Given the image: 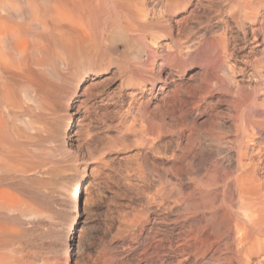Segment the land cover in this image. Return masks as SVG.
I'll return each mask as SVG.
<instances>
[{"label":"bare ground","instance_id":"1","mask_svg":"<svg viewBox=\"0 0 264 264\" xmlns=\"http://www.w3.org/2000/svg\"><path fill=\"white\" fill-rule=\"evenodd\" d=\"M156 1L158 6L150 9V0H0V264H73L69 236L79 218L80 188L90 175L92 181L87 184L85 201L88 207L93 201L90 188L98 180V174L110 177L102 171V165L82 167L79 161L83 156L70 151L74 146L70 139L75 137L81 150L90 146L92 140L87 114L79 113L87 108L88 100H82L84 96L93 97L92 87L96 84L92 83L83 93L79 88L110 64L116 65L118 73L129 81L144 78L157 65L162 32L171 38L164 51L166 60L177 65L183 63L188 53L183 51L184 38L178 32L183 31L184 25L178 23L179 35L175 33L177 27L171 16L175 1L165 0L166 4L163 0ZM225 2L210 0V10L217 8L219 23L207 27L200 39L195 38L198 47L194 48V43L192 48L199 54L202 49L206 52V60L197 54L204 63L202 81L227 88L232 95L236 93L234 103L244 106L248 89L245 91L235 77L236 63L250 55L238 47V34L233 32V26L238 25L244 39L253 37L259 43L264 42V0H228L226 7ZM119 42H124V47ZM127 50L134 51L136 62H131ZM254 63L264 76V50ZM261 86L264 84H257L251 93L264 92ZM163 90L159 88L155 97L159 112L170 103L168 93ZM180 93L175 86L171 93L172 107L177 106ZM260 99L254 118H264V95ZM73 102L79 104L71 106ZM146 104L139 110L140 120L139 113L134 112L132 120L120 129L121 135L111 141L115 150L119 144L129 143L124 148H140L145 159L159 155L156 152L159 149L153 147L160 139V128L154 122V112H149V103ZM241 115L233 118L234 140L224 142L220 135L217 141L213 140L219 146L224 145L219 150L226 152L232 164L223 166L215 160L213 164L214 153L208 152L211 164L206 182L205 176L200 182L210 190H202L205 185L195 189L187 203L192 209L209 212L192 223L195 229L192 225L187 229L185 225L179 227L175 239L166 237L168 234L159 238L161 230L150 228L143 241L144 258L155 254L156 263L169 264L168 254L162 253L168 249L180 262L192 257L194 264L198 261L212 264L214 260L252 264L255 258L264 255V157L253 149L256 139L264 138V123L257 126L253 115L245 114L246 118ZM68 125L71 127L67 130ZM192 125L196 127V120ZM204 125L210 126V133L215 136L217 124L213 115H208ZM201 144L196 141L188 146L196 153L197 147L205 145ZM194 168V162L185 167L173 163L174 178L186 177L191 183V175L196 174ZM163 172L165 175L167 171ZM163 179L169 182L166 175ZM121 181L131 187L126 178ZM132 188L141 191L139 186ZM139 191L138 194L143 192ZM152 199L151 195L149 200ZM238 206L240 209L235 212L233 208ZM139 219L129 220L131 224L125 219L128 225L125 222L124 227L136 228ZM156 220L153 219L154 224ZM225 252H231V258H226Z\"/></svg>","mask_w":264,"mask_h":264},{"label":"rangeland","instance_id":"2","mask_svg":"<svg viewBox=\"0 0 264 264\" xmlns=\"http://www.w3.org/2000/svg\"><path fill=\"white\" fill-rule=\"evenodd\" d=\"M166 1L163 0L164 4H166ZM174 1L175 4L171 10V16L173 24L177 27L175 33L179 35L178 32H181L180 37H182V39L184 38L182 43L184 42L183 47H185L183 51H185L184 53H188L183 59L184 61L182 64L177 65L175 63H169L168 59L166 60L164 51H167V46L171 43V38H169L166 32H162L158 42L160 54L157 58V65H155L153 71L144 78L139 80L136 77L129 81L126 77L118 73L116 65L110 64L101 70L99 76L95 79L91 78L88 82H84L79 88V92L83 93V90L88 88L92 83L94 85L96 84L92 87L93 97L88 99L84 96L82 100H88L87 108L79 113V115L82 116L87 114V125L89 126L93 141L91 140L92 143L90 142V146L87 145L88 148L84 147L81 150V146L76 143L74 137L69 140L71 143L73 142L72 145H74L70 151L71 153L79 152V156H83H80L81 158L79 161L82 167L87 165L90 167L102 165V171L110 177L106 178L101 172L98 174V180L93 182L90 188L93 193V201L88 207L85 201L87 197V187L92 181L90 175L85 177L80 188L79 218L73 232L69 236V256L73 264H105L103 261H107L106 264H158L156 263L155 254L154 256H152V254L149 255L147 258L143 256V241L145 237L152 229L153 231L160 229L159 238L168 234L166 237L175 239V233L180 229L179 227L185 225L187 229L192 223L195 224L194 222L200 220L202 213L209 212H204V210L197 208L192 209L189 205L187 206L195 189H201L205 185L202 190H210L207 184L200 182L204 179V176L206 182L207 170L209 169V164H211L208 152L214 153L211 155L214 157L212 160L214 162L213 164L219 161L223 166H230L232 164V162H229V158H226V152L219 150V148H223L224 145H221L222 147L218 145V142H216L218 136L220 135L219 138H222L224 142L230 139L234 140L236 136L234 133L236 132H234L235 127L233 121L235 119L233 118H236L235 115H241V113L242 118L246 115L247 117L253 115L254 118L255 115L253 113L257 112L258 106L260 105L259 102H261L260 98L264 95V92H258V94L251 93L253 92L251 90H253L257 84H264V76H261L260 71L255 69L254 63L264 50V42L259 43L258 39H254L253 37L250 38V40L244 39L243 32L239 29L238 25L233 26V32L238 34V39L236 38L238 47L242 48L244 52L250 55L244 59H239L236 63V69L238 71H236L235 77L237 81L243 85L245 91L248 89V92H245L246 95L244 93V106L243 104L236 105L234 103L236 100L234 98H237L236 93L233 92L232 95L227 88H220L215 83L213 86H209L202 81L203 76L201 71L203 70L202 65L204 63L199 59L197 54L202 56L201 58L203 60H206V52L205 49H202L199 54V52L192 48L195 44L196 46L194 48L198 47V40H194H196L195 38L200 39L201 36L205 34L207 27L211 25L216 27L218 25L220 19H216L218 17V12L215 11L217 8L210 10V0ZM227 2L224 4L225 7L228 5ZM219 3L220 2H217V4ZM158 4L159 1L154 2V0H150V9H152L154 5L158 6ZM224 5H222L223 8ZM225 16L228 17L230 14L227 12ZM178 23L184 25V32L177 30L179 29ZM119 44L123 47L125 45L124 42H119ZM190 46L191 48H189ZM189 50L191 54H189ZM127 53L131 54L128 56L131 62L137 61L135 60L136 56L134 51L127 50ZM161 63L164 65L160 68ZM262 73H264V69H262ZM175 86H178L181 93L177 96V98H179V101L176 103L177 106L172 107L171 105L173 104L171 99L173 95L171 93L175 90ZM159 88L164 89V94L168 93L167 98L170 102L167 108L161 112L157 111L159 106H157V99H155ZM261 88L264 89V86H261ZM246 102L249 103L246 104ZM146 103H149V112H154L152 114L153 118H155L154 122L160 128V139L156 141L153 147L159 149V151L156 150L159 155H150L151 157L148 156L145 159L140 148H124L123 145L129 143L119 144L118 149L115 150L113 148L114 144H112L111 141H113L115 137L121 135L119 134L120 129L132 120V114H134V112L139 113L140 116L137 117V119L140 120L141 112H139V110ZM75 104L78 105L79 102H73L70 105L73 106ZM240 105L241 107H239ZM208 115H213L215 124H217L215 126L217 127L215 128L216 130H214L215 136L217 135L216 137H212L209 130L210 126L204 125ZM254 119L258 122L257 126L264 123L263 116L262 118ZM193 120L197 122L195 128L192 125ZM69 127L71 126L68 125L66 129L68 130ZM223 137L225 138L223 139ZM192 138H194V141ZM190 140L193 143L197 141L205 145L201 144L202 147H197L196 153L195 151L193 153L188 146L192 143ZM256 140L253 149L256 151L257 155L263 154L261 156L264 157V146L260 147L264 145V138H257ZM261 141L263 144L260 145L259 143H261ZM207 148L211 150L208 151ZM205 149L207 152H205ZM218 150L219 152H215ZM232 150L233 149H231V151ZM257 151H259V153ZM222 153H225V156ZM194 156L196 158L193 161L192 158ZM152 158L154 159L150 160ZM222 158L223 161L225 160L224 162ZM186 162H188V165L194 162V169H196V174L191 175L193 180L191 183L188 182L186 177L174 178L176 176H174L175 174L172 171L173 163L185 167L187 166V164H185ZM262 166L264 167V164ZM163 171H167L165 175L170 183L167 182L166 179H163V176H165ZM112 173L113 175H110ZM122 177L127 179L126 182H129L127 184H130V189L126 187L125 182L121 181ZM132 184L133 186H139L144 194L140 193L141 191H139V189H133ZM138 191L141 195L138 194ZM151 195L153 198L152 200L155 202L149 200L151 199ZM151 201L153 204H151ZM156 202L157 205L155 204ZM238 207H235L236 209L233 208V210L235 212L236 210L239 211L240 207ZM136 217H138V219L140 218V224H138L136 228H130L128 226L127 229V227H124L128 225L127 221H132V219ZM180 217H182L183 220ZM156 218L157 223L155 222L154 224L153 219ZM175 220L177 223H175ZM130 221L129 224H131ZM125 222H127V225ZM185 222L186 224H184ZM192 228L195 229L194 226ZM216 248L217 246L215 249ZM167 251L169 250L163 249L162 253L168 254L169 264L170 262L171 264H194V258L192 257L180 262L173 253ZM225 253L224 256H228L226 258H231V252ZM209 259L210 254L207 255V260ZM203 263V261H198L197 264ZM216 263L225 264L226 262L225 260H214L212 262V264ZM252 264H264V255L260 258H255Z\"/></svg>","mask_w":264,"mask_h":264}]
</instances>
